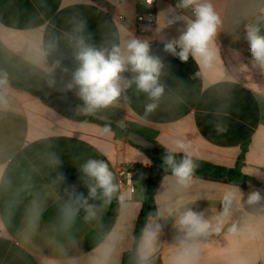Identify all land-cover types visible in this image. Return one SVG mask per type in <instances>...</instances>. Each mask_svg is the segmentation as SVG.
I'll return each instance as SVG.
<instances>
[{"label":"crops","instance_id":"1","mask_svg":"<svg viewBox=\"0 0 264 264\" xmlns=\"http://www.w3.org/2000/svg\"><path fill=\"white\" fill-rule=\"evenodd\" d=\"M106 1L113 6L112 17L93 0H0V73L9 81V107L0 109V264H97L109 234L123 239L116 242L108 264H121L123 253L133 248L151 158L127 137L111 129L105 132V126L92 120L69 118L56 107L122 129L133 124L155 131V141L164 149L183 140L191 145L193 158L227 168L236 166L247 145L241 170L264 185V69L254 65L243 39L247 27L264 18V0H211L221 21L212 69L198 67L191 57L181 62L163 51L161 41L178 36L183 23L168 26L159 14L177 0H156L152 26L137 23V0ZM178 11L192 18L190 10ZM81 21H86L83 31ZM81 37L106 49L132 37L147 39L165 65V95L158 108L145 116L147 96L133 86L125 93L127 100L122 97L108 109L89 115L78 111L82 101L64 85L76 67ZM65 67L69 73L63 72ZM49 80L56 81L54 87H49ZM12 82L41 93L51 104ZM88 159L107 162L116 180L118 165L135 166L136 189L123 205L115 199L109 205L90 199L96 218L86 222L81 209L66 226L64 212L73 192L88 195L80 170ZM253 189L264 193L250 182L243 188L199 176L191 187L180 189L171 174H163L155 201L164 227L152 264H169L175 252L179 233L169 207H191L214 219L229 190L237 192L231 216L219 234L201 239L197 264H234L238 259L264 264V203H244ZM231 222L244 231L228 234Z\"/></svg>","mask_w":264,"mask_h":264},{"label":"clouds","instance_id":"2","mask_svg":"<svg viewBox=\"0 0 264 264\" xmlns=\"http://www.w3.org/2000/svg\"><path fill=\"white\" fill-rule=\"evenodd\" d=\"M178 10H190L192 18L181 15ZM165 17L168 26L183 23L178 29V36L162 40L163 51L181 62H187L191 57L198 67L214 68L217 50L214 40L221 23L214 11L211 0H177L174 7L160 12ZM86 21L80 22L83 31ZM243 39L247 42L254 65L264 69V32L255 25H249ZM76 67L74 70L63 68L69 73L70 80L64 85L66 91L75 90L82 101L77 110L85 115L94 114L101 109H108L116 105L120 99L127 100L126 91L133 86L137 93L147 96L148 103L144 106V114H152L159 106L165 95L166 85L161 81L162 70L165 67L160 56L152 53L147 39L132 37L123 45L113 44L110 49L97 48L86 43L84 37L78 41L75 52ZM55 66H59V61ZM54 66V67H55ZM131 73V78L125 73ZM198 75V73H197ZM49 87H54L55 80H49ZM9 81L6 73H0V109L9 107ZM110 129L105 127L104 131ZM222 130L218 128V131ZM191 145L183 140L173 141L171 148L165 149L162 157V167L171 173L175 184L180 189L191 187L198 164L190 151ZM183 153L180 159L177 154ZM86 177L87 197L83 192H73L74 199L70 200L64 212L66 226L69 225L83 209V219L88 222L96 218V206L89 200L100 199L105 205L115 199L123 205L130 199V191L122 190V185L116 180L109 164L104 160L88 159L80 168ZM243 194H240L242 198ZM237 192L229 190L223 195L222 211L214 218H205L204 214L185 207L183 210L168 208V215L174 219V227L179 236L175 245V252L170 257L169 264H197L200 253V241L213 232L219 234L225 228V221L231 216ZM244 203L256 206L264 203V193L253 189L247 193ZM162 214L148 213V220L141 229L135 252V264H152L156 253V244L162 232L160 223ZM244 229L237 222L227 226V233L232 236L240 235ZM123 239L121 235L109 234L108 241L103 245L102 260L97 264H108L115 250L117 241ZM234 264H245L238 259Z\"/></svg>","mask_w":264,"mask_h":264},{"label":"trees","instance_id":"3","mask_svg":"<svg viewBox=\"0 0 264 264\" xmlns=\"http://www.w3.org/2000/svg\"><path fill=\"white\" fill-rule=\"evenodd\" d=\"M93 1L96 2L98 6L101 8V10L104 11L108 16L110 17L113 16L114 14L113 6L109 2H107L106 0H93ZM142 11H144V9H142L138 5L137 15L142 13ZM257 26L261 28L262 32H264V18L258 21ZM12 84L17 87L28 90L32 94L39 96L45 103L51 104L41 93L34 91L32 89H28L24 87L23 85H20L17 83L12 82ZM56 108L60 112H62L64 115L68 116L69 118H73L77 120L95 121L113 130L116 133V135L119 137H126L129 131H134L136 133L144 135L147 139L151 140L156 145V151L152 153L146 148L136 144L151 158L153 167L150 171L148 186L145 190L144 198L142 201V209L136 221V226L134 230L133 248L130 251L124 252L121 258V264H135V252H136V247L138 244L141 229L143 228V226L148 220V213L152 212L155 214L157 212V206H156V201H155L156 187L158 183L161 181L163 174H171L170 171L165 172L162 167V157L165 154V149L161 147L160 145H158L157 142L155 141L157 132L149 130L144 127L133 125V124H129L127 125L126 129H122L121 127L111 124V123L103 122L101 120H97L91 117L76 116L62 108H59V107H56ZM246 150H247V145H244L242 153L239 157V160L234 168L222 167L219 165H215V164L194 158V160L198 164V167L195 171L194 176H199L204 179L225 180L233 185H238L243 188H246L247 182H250L257 187H260L264 191V185L258 183L253 178L245 175L241 170V166H242L241 161L244 157ZM182 155L183 154H177V159H180Z\"/></svg>","mask_w":264,"mask_h":264},{"label":"built area","instance_id":"4","mask_svg":"<svg viewBox=\"0 0 264 264\" xmlns=\"http://www.w3.org/2000/svg\"><path fill=\"white\" fill-rule=\"evenodd\" d=\"M156 0H137L139 7L144 9L142 13L136 16L137 23L139 25H150L154 24L155 20V7ZM122 18V17H120ZM138 173V169L132 165H118L116 167L117 181L122 185V190L130 191V194L135 192V177Z\"/></svg>","mask_w":264,"mask_h":264},{"label":"water","instance_id":"5","mask_svg":"<svg viewBox=\"0 0 264 264\" xmlns=\"http://www.w3.org/2000/svg\"><path fill=\"white\" fill-rule=\"evenodd\" d=\"M127 139L133 143H136L150 152L154 153L156 151V145L149 139H147L144 135L136 133L134 131H129L127 133ZM144 195V193H143Z\"/></svg>","mask_w":264,"mask_h":264}]
</instances>
